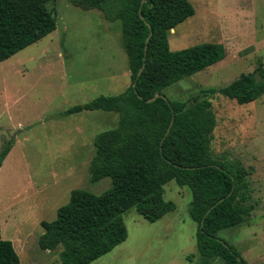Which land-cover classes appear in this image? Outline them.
<instances>
[{
    "label": "rangeland",
    "instance_id": "1",
    "mask_svg": "<svg viewBox=\"0 0 264 264\" xmlns=\"http://www.w3.org/2000/svg\"><path fill=\"white\" fill-rule=\"evenodd\" d=\"M195 15L169 36L172 51L202 43L221 44L226 57L205 71L164 90L171 101L193 104L208 97L216 118L212 158L240 162L251 171V215L243 225L218 237L248 264L264 262V95L239 105L209 89L230 85L264 66V0H189ZM57 28L50 35L0 63V153L11 151L0 169V226L13 243L20 264H60L59 253L43 251L42 222L57 219L76 189L102 194L110 178L91 183L89 167L95 138L117 127L116 113L101 111L61 116L100 96H117L131 85L123 47L122 23L97 10L83 11L67 0L49 3ZM164 199L176 210L149 223L130 209L123 215L127 240L92 264H199L198 225L190 216L192 193L176 181ZM194 256L192 260L189 257ZM210 264H225L213 260Z\"/></svg>",
    "mask_w": 264,
    "mask_h": 264
},
{
    "label": "trees",
    "instance_id": "2",
    "mask_svg": "<svg viewBox=\"0 0 264 264\" xmlns=\"http://www.w3.org/2000/svg\"><path fill=\"white\" fill-rule=\"evenodd\" d=\"M56 1L0 0V63L56 30V16L47 7ZM67 1L83 11L97 10L109 22L122 23L131 85L120 95L100 96L61 114L101 111L119 116L115 129L95 138V156L89 167L91 183L110 178L112 186L99 195L73 190L57 219L42 222L40 249L56 252L62 248L60 264H92L127 240L123 215L130 209H136L149 223L175 211V203L164 199V188L176 181L193 196L190 216L198 225L199 264L216 259L225 264H248L218 234L243 225L253 212L251 171L240 162L212 158L216 118L208 97H196L189 106L164 94L179 81L224 60L225 47L202 43L179 51L170 49V33L196 13L189 0ZM149 27L152 36L145 53ZM205 93L222 95L239 105L253 103L264 95V66L260 62L254 73ZM156 96L154 102H147ZM11 147L8 144L1 151L0 169ZM0 264H20L13 243L2 239L1 226Z\"/></svg>",
    "mask_w": 264,
    "mask_h": 264
},
{
    "label": "water",
    "instance_id": "3",
    "mask_svg": "<svg viewBox=\"0 0 264 264\" xmlns=\"http://www.w3.org/2000/svg\"><path fill=\"white\" fill-rule=\"evenodd\" d=\"M149 29L151 30V27H149ZM151 36H152V30H151L150 36L147 38V41H146V49H145V53H147L148 43H149V40H150ZM143 69H144V67L141 68V70L139 71V74H138V75H140V74L142 73ZM134 87H135V85H134ZM158 97H159V96H156V97H154V98L148 100L147 102H148V103H152V102H154ZM171 126H172V123H171ZM171 126H170V128H171ZM170 128H169L167 134L169 133ZM222 201H223V200H221L220 202H222Z\"/></svg>",
    "mask_w": 264,
    "mask_h": 264
}]
</instances>
